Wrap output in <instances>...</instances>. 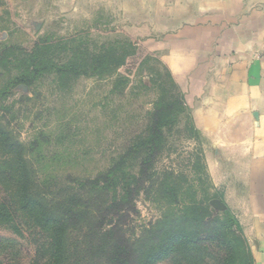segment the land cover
Here are the masks:
<instances>
[{
    "label": "rangeland",
    "instance_id": "374dc122",
    "mask_svg": "<svg viewBox=\"0 0 264 264\" xmlns=\"http://www.w3.org/2000/svg\"><path fill=\"white\" fill-rule=\"evenodd\" d=\"M146 5L0 0V198L12 192L10 157L21 152L39 184L67 197L66 206L96 210L103 201L127 198L130 187L131 205L108 216L105 228L120 221L131 240L165 215L194 207L205 232L239 237L246 248L245 255L242 243L239 249L226 246L216 236L198 252L201 257L177 249L156 264L250 263L231 200L210 177L185 95L151 49L153 41L143 37L154 24L151 17L145 21L151 9ZM13 138L23 148L10 154ZM98 178L102 192L96 190ZM16 222L23 237L5 220L0 237L16 239L21 264H30L41 241L38 228L25 213Z\"/></svg>",
    "mask_w": 264,
    "mask_h": 264
},
{
    "label": "crops",
    "instance_id": "0c3cea01",
    "mask_svg": "<svg viewBox=\"0 0 264 264\" xmlns=\"http://www.w3.org/2000/svg\"><path fill=\"white\" fill-rule=\"evenodd\" d=\"M215 187L264 264V0H146Z\"/></svg>",
    "mask_w": 264,
    "mask_h": 264
},
{
    "label": "trees",
    "instance_id": "16d2710c",
    "mask_svg": "<svg viewBox=\"0 0 264 264\" xmlns=\"http://www.w3.org/2000/svg\"><path fill=\"white\" fill-rule=\"evenodd\" d=\"M156 123L157 118L154 126ZM9 145L10 154L13 148L16 151L23 148L22 143L14 138ZM14 156L11 154L10 157L14 162L10 169L14 171L9 170L7 174L12 182V192L8 199L0 198V220L14 222L15 233L23 237V226L16 222L19 213L28 214L33 219L38 228L35 234L41 241L36 245L30 264H156L171 257L177 249L185 256L195 251V257H201L198 252H203L206 242L216 236H222L226 246L234 245L239 249L242 243L239 237L230 238L218 231L214 234L211 230L205 232L204 219L195 214L194 207L190 208V213L165 215L154 227L131 240L124 234L120 221L105 228L108 216L131 205L133 191L130 187L125 188L127 198L122 195L111 204L103 201L96 210L71 203L66 206L67 197L63 198L59 192L52 195L51 188L39 184L21 152ZM98 180L94 182L99 192L104 187L98 186ZM19 246L16 239L0 237V264H21L24 254ZM248 250L251 262L245 260L243 264H254L249 247ZM241 252L246 255L244 243Z\"/></svg>",
    "mask_w": 264,
    "mask_h": 264
},
{
    "label": "water",
    "instance_id": "95a60500",
    "mask_svg": "<svg viewBox=\"0 0 264 264\" xmlns=\"http://www.w3.org/2000/svg\"><path fill=\"white\" fill-rule=\"evenodd\" d=\"M221 206L223 205V203H219Z\"/></svg>",
    "mask_w": 264,
    "mask_h": 264
}]
</instances>
